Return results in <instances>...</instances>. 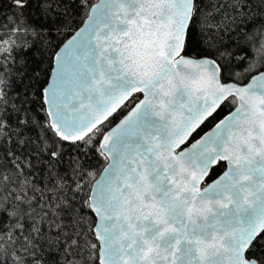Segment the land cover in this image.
I'll return each instance as SVG.
<instances>
[{"label":"snow or ice","instance_id":"1","mask_svg":"<svg viewBox=\"0 0 264 264\" xmlns=\"http://www.w3.org/2000/svg\"><path fill=\"white\" fill-rule=\"evenodd\" d=\"M0 264H264V0H0Z\"/></svg>","mask_w":264,"mask_h":264},{"label":"trees","instance_id":"2","mask_svg":"<svg viewBox=\"0 0 264 264\" xmlns=\"http://www.w3.org/2000/svg\"><path fill=\"white\" fill-rule=\"evenodd\" d=\"M206 4L208 3V0H205ZM3 8L5 10L6 13H8L9 11V5L7 3H5L3 5ZM83 22V16L80 12L79 8L75 9V15H74V24L75 25H81ZM65 37L60 36V37H53L52 39V45L49 47L48 51L45 52L39 44H37L36 48L33 49V52H30L27 54L29 62H30V67H36V62L35 61V57L33 55V53H35L36 51H39L41 53L40 59L43 61V67H47L48 63H49V56L48 53L53 51L56 45H59L61 43V41L64 40ZM218 45L220 46H224L227 47L231 44L234 43V37H232L230 34H224L223 37L221 38V36H216L215 37ZM230 110H232V106L223 108V111L219 112V115L216 118V121H218L220 118H222L225 114H227ZM216 121H213L212 123L206 124V126H202V131H199V135L196 136V139L201 136L204 132H206L207 130H209L215 123ZM93 163H94V167L95 170L97 172V175L94 177V179H96L99 175V173L101 172L103 166L106 164V161H104L102 158L96 156L95 154L92 155L91 157ZM222 171V169H217L216 173L212 176V178L215 177V175H218L219 172Z\"/></svg>","mask_w":264,"mask_h":264},{"label":"water","instance_id":"3","mask_svg":"<svg viewBox=\"0 0 264 264\" xmlns=\"http://www.w3.org/2000/svg\"><path fill=\"white\" fill-rule=\"evenodd\" d=\"M81 25H82V24H81ZM232 110H233V109H232ZM230 111H231V110H230ZM230 111H229V112H230ZM229 112H228V113H229ZM228 113H227V114H228ZM227 114H225L224 116H226ZM224 116H223V117H224ZM223 117L220 118V119H223ZM220 119H219V120H220ZM213 126H214V125H213ZM213 126H212V127H213ZM212 127H211V128H212ZM211 128H210V129H211ZM210 129H209V130H210ZM209 130H207V131H209ZM207 131H206V132H207ZM204 133H205V132H204ZM204 133H203V134H204ZM203 134H202V135H203ZM202 135H201V136H202ZM197 139H199V137H198ZM104 167H105V165L103 166V168H104ZM103 168H102L101 172L103 171ZM101 172H100V173H101ZM100 173H99V174H100ZM99 178H100V175H98V177H97L96 179H99ZM212 179H215V177L212 178Z\"/></svg>","mask_w":264,"mask_h":264}]
</instances>
